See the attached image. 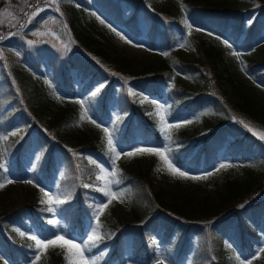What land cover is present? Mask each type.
Masks as SVG:
<instances>
[{
	"label": "trees",
	"instance_id": "1",
	"mask_svg": "<svg viewBox=\"0 0 264 264\" xmlns=\"http://www.w3.org/2000/svg\"><path fill=\"white\" fill-rule=\"evenodd\" d=\"M26 1L40 2V0ZM93 1L99 9L110 11L121 8L122 2L134 5L131 24L136 28H139L136 22L138 14L150 17V45L154 51L161 52L164 58L155 68L133 72L124 61L112 58L101 40L81 24L78 15L68 11L62 17V22L66 24L62 38L63 40L66 37L70 38L69 44L73 46V50L69 49L66 53L68 58L66 61L59 63V58L63 57L60 55L46 57L41 50L33 56L28 55L29 49L25 52L28 62L39 75L43 73L42 61L46 60L50 63L53 68V81L59 89L42 88L39 85L32 89L29 84L19 79V85L22 86L26 99L37 112L44 110L48 104L58 105L59 112H62L55 125V131L58 134H64L67 139L74 141L77 151L81 153L92 150L101 156L111 154L98 147L91 139L90 122L81 120L82 114L69 107L73 102L66 97L78 98L72 83L73 68L77 70V75L90 76L91 80L83 87L82 92L90 107L99 115L107 114L111 95L106 93L105 89L95 95L86 94V90L93 81H114L122 87L132 85L148 96L165 98L170 105L171 119H180L183 115L197 112L202 101L207 99L213 110L222 115L226 121L222 124L207 121L204 132L199 135H190L186 131L175 135L172 142L174 157L179 161L187 162L193 148L202 141L197 154L187 162L190 167H196L200 156H204L205 161L209 163L216 156L218 149L216 145L220 146L227 141V154L238 153L243 158L250 156L261 166L260 171L253 167L246 170L249 182L227 181L226 191L222 194L220 202L204 205L198 211L171 204L162 191L156 190L150 172L120 174L118 177L123 183V197L132 210L133 221L118 225H101V239L96 241L95 246H91L95 264H113L117 256L121 257L125 234H127L126 239L131 240L135 256L152 261L157 256L156 241L153 239V232L156 231L161 232L167 257L174 263L183 262L185 256L191 252V264H235L228 248L233 253L240 251L242 256L246 255L244 249L251 248L254 245V239L262 235L258 234L254 224L264 221V146L251 136L249 129L240 121L250 127L263 129L264 112L256 109L247 100L238 102L229 96L220 66L225 61V55L233 48L224 43L225 39L232 40L234 46L240 47L264 38V6L261 5L257 14L247 21L242 12L232 9L226 3H214L212 0H183L189 21L215 34V38L209 41L203 35H188L185 27L161 4V0ZM245 24L246 29H244ZM175 26L179 29L178 31L175 30ZM243 35L245 37L241 39ZM180 37H183L194 49L197 57L195 62L186 61L178 53L177 43ZM246 60L249 73L258 82L264 84V61L258 62L248 57ZM181 76L189 77L196 90L192 91L182 85L179 80ZM10 97V92L5 93L4 89L0 90V110L11 105L8 102ZM34 97L37 101H34ZM132 100L131 105L126 104L125 100L120 102V117L113 126L120 140L134 141L139 136H143L145 140L150 137L151 140L154 137L159 138L154 122L147 115V105L141 104L136 99L132 98ZM38 101L40 104L36 103ZM128 106H131V109ZM18 110L0 112V119L9 124L4 132L8 136L6 145L13 173L23 178L26 171L23 165V154L27 143L24 142L23 134L30 132L31 123L26 120L23 133L18 137H12L13 128L7 129L13 126L14 115ZM135 118L140 121V125L134 123ZM149 133L154 134V137ZM212 137L215 139V143H212L213 149L210 147L204 149ZM228 138H233V141ZM85 158L83 155L73 158L74 160H68L65 165V174L59 184V194L65 200L62 204L63 214L70 230L84 229L85 217L94 213L96 199L93 195L102 196L93 188H85L86 182L94 183L93 178L89 176H93L97 169L88 165L86 172L85 164L88 163ZM40 161L37 172L42 174L45 171L52 183L53 170L49 154L44 153ZM4 177V173L0 170V181ZM47 218V207L39 204L23 206L5 217L6 221L13 224L12 228L18 225L24 229H27L31 223L46 225ZM4 227H0V243L10 250L7 255L11 259L16 262L15 258L25 256L29 251L34 250L33 240L19 239V243L10 241V231L14 230L8 229V225ZM231 240L235 241L237 248L232 247ZM107 245L109 249L104 254L96 255L101 247ZM192 246L193 250L190 251ZM61 262L62 260H59L51 264H62Z\"/></svg>",
	"mask_w": 264,
	"mask_h": 264
},
{
	"label": "rangeland",
	"instance_id": "2",
	"mask_svg": "<svg viewBox=\"0 0 264 264\" xmlns=\"http://www.w3.org/2000/svg\"><path fill=\"white\" fill-rule=\"evenodd\" d=\"M0 1V13L3 14V23L0 24V78H2V81H0V90L4 89L5 93L10 92L11 95L10 101H8L11 105L4 108V110H0V112H11L19 109L15 112L13 126L7 128H13L11 130L12 137H18L20 134L22 135L26 120L31 123L29 125L30 132L23 134L24 142H27L23 154L27 176L23 180H19L18 177L13 174L6 145L8 136H6L4 130L9 124L7 121L0 119V136L7 137L5 140L0 141V164H3L7 169V171H5L4 168H0V170L5 173V179L0 182V184H5L3 188H0V227L5 228L4 225H8V229L12 228L13 224L6 221L5 217L7 214L14 213L23 206L39 204L49 207L48 203H41L42 198L47 200L40 191L41 188L50 195L62 200L57 190L59 181L64 174L65 165L68 160H74L73 158L76 157H81L83 155L87 157V159L85 158L88 163L85 164L86 172L88 171V165L93 166V169L97 167L96 173L93 174V176H89L93 178L92 180H94V183L87 182L84 185H88V187L85 188H93L95 191L102 194V197L93 195L96 199L94 214L86 218V227H84V229H74L73 231L67 229L61 206L62 203H60L59 205H53L55 212L47 211L48 218L46 220V225L31 223L27 229L22 228L20 230L18 225L12 228L14 231H10V241L14 243H19V239L24 241L26 239L25 235H23V237L19 233L28 232L27 238L35 235L38 238L46 239L51 238L54 234H60L66 239H72L77 243H83L93 229H95L97 235L101 237V225L103 224L118 225L119 223L132 222L133 213L123 197V183L119 181L118 177L124 172L132 174L150 172L156 190L162 191L171 204L184 207L188 210L194 209L198 211V209L204 205L220 202L222 194L226 191L227 181L246 183L250 180L246 171L249 167H253L257 169V171L261 170V166L255 163L250 156L243 158L241 154H236L234 156L227 154V141L223 142L220 146L216 145L218 149L214 160L208 163L205 161L204 156H200L197 164L198 166L196 167H190V164L187 162L192 156L194 157L197 154L202 145V141L197 143L196 147L193 148L187 158V162L179 161L174 157L172 153L174 144L172 142L175 135L181 131H186L190 135H199L204 132L205 123L207 121L213 124H222L226 121L222 115L213 110L211 103L207 99L202 101L201 107L197 112L195 111L191 115H183L180 119H171L169 113L170 105L165 98L158 99L155 96H148L132 85L122 87L118 82L114 81H93L86 90V94L89 95L94 92L97 94L102 89H105L106 93H110L111 95V100L107 107V114L99 115L90 107L82 92L83 87L90 82V76L77 75V70L72 68L71 74L74 78L72 83L75 86V91L78 93V98L73 99L72 97L65 96L68 100L73 102L69 107L75 109L80 114H84L83 120L90 122L91 139L94 140L98 147L102 148L104 151H109L111 154L109 158H106L103 154L101 156V154H96L91 150H85L83 153L77 151L74 141L67 139L64 134H58L55 131V125L62 113L59 112L60 109L57 107L58 105L48 104L44 110L37 112L34 107L30 106V103L26 99L22 91V86L19 85L20 80L24 81L27 85L29 84L32 89L36 85L42 88L55 87L59 89L58 85L53 81V68L50 63L46 60L42 61L41 69L43 73L39 75L34 70L31 63L28 62L27 54H25L26 50L29 49L28 55L33 56L37 51L41 50L46 57L56 55L63 57L59 58V63L66 61L68 59L66 58V53L69 49L73 50V46L69 44V37H66L65 40L62 38L66 26L65 22H62V17L65 16L68 11H73L78 15L81 24L90 29L101 40L103 46L107 49L112 58L124 61L133 72L149 70L157 67L164 58L161 52L154 51L150 45V17L148 18L142 14H138L136 22L139 28H136L135 25L131 24L134 5L129 2H122L121 8L110 11L109 9H99L96 2L93 0H40L39 3L38 1L27 2L26 0ZM212 1L214 3H226L232 9L242 12L247 21L257 14L261 9V5L264 6V0H261V3L260 0ZM161 4L171 11L172 15L183 27H185L188 35H203L209 41L215 38V34L212 31L198 27L189 21L186 15L187 10L181 11V4L184 5L183 0H161ZM57 8L59 10H57ZM33 13L36 14L32 15ZM13 16L15 19H13ZM29 19H31V22H29ZM101 21H104V23H101ZM21 25H23V27H21ZM246 27L245 24L244 29H246ZM174 28L176 31L179 30L177 26ZM113 29L115 31H113ZM116 32H120L121 35L126 36L132 43H126L125 40L116 35ZM33 33H36V35ZM244 37L245 35H243L241 39H244ZM225 41L233 47L232 50L225 55V61L220 66L221 73L225 78L224 85L226 91L235 101L242 102L247 100L251 102L256 109L264 112V85L258 82L249 73L246 60V57H248L258 62L264 61V38L259 41H254L250 45L244 44L240 47L234 46L232 40L225 39L224 43ZM29 42H31V44ZM181 44L184 46L181 47ZM177 51L186 61H196L197 57L194 49L186 43L183 37L178 39ZM233 52L239 53V58L232 55ZM179 80L186 88L192 91L196 90L193 81L189 77L181 76ZM97 88H99L98 92L96 91ZM132 98L138 100L141 104L147 105V115L154 122V126L156 130H158L160 136L159 138L149 133L154 137L152 140L151 137L145 140L143 136L137 137L134 141L130 139L120 140L113 126L120 116V102L125 100L126 104L131 105L133 102ZM35 99L36 97H34V101H37ZM81 102L83 103V108L81 107ZM36 103L40 104L39 101ZM160 105H163V108H160ZM128 107L131 109V106ZM202 113L208 114L201 115ZM197 117L199 118L197 119ZM162 119L167 123H162ZM187 120L192 122L184 123V121ZM134 123L140 125V121L137 118L134 119ZM169 123L173 125L179 124L180 126L169 128L167 126ZM97 125H100V127H97ZM105 127L109 129L113 146L116 148L117 152L131 151L136 147L166 149L167 157L180 170L185 171L190 176L205 178L186 179L174 177L167 170V165L155 155L142 154L133 155L131 157L121 155L117 157L115 152L109 150L108 137L105 136L102 130ZM251 128L258 133L264 134V128ZM249 132L258 143L264 146V139H260L257 135H253L252 131ZM13 133H15V135ZM228 139L233 141V138ZM210 142L204 146L206 147L204 149H208L209 147L213 149L214 145H212V143H215V139L213 137L210 138ZM67 150H69L70 153H67ZM44 153L50 156L54 176L53 184H50V180L47 176L44 181H41L34 175L36 164L40 157L43 159ZM92 161L96 163H92ZM220 164H225L227 167L217 171ZM101 167L104 169V172H101ZM158 167L160 171H156ZM113 172L115 175H109V173ZM97 176H101L102 179L98 180ZM9 179L13 181L10 184L6 183ZM26 181H32V183H27ZM116 181H119V183H116ZM106 183L108 185L107 188H105ZM109 189L113 192H117L119 198L112 200L104 212L100 214L98 213L100 205L108 201V197L104 195V191H108ZM98 214L99 220L96 219ZM49 220H55L57 224H49ZM254 228L257 230L258 234H262V236L254 239V247L252 250H248L246 256H242L240 251H238V253H233L231 249L228 248L230 250V257L235 264H249V262L250 264H264V251H261V249H264V221L260 222V224H254ZM153 233V239L156 241L155 245L158 248H155L157 256H155L152 261L135 256L131 240L126 239L127 234H125L123 235V259L122 261H120L121 259L116 261V264H159L160 260H163V264H191V252L185 256L184 261L181 263H174L173 260H170L167 257L165 241L161 232L156 231ZM228 245L231 247L230 244ZM231 245L237 248L234 240H231ZM192 250L193 246L190 248V251ZM104 251L103 249L102 253ZM85 255L90 261L95 258L91 250L86 251ZM36 256L37 248L35 245L33 252H29L27 259L19 261V264H51L59 260H62V264H69L65 256H69L73 260L76 258L75 250H69L68 246L64 245L63 241H57L54 246H49L40 251L39 259H36ZM237 257H239V259H237ZM0 264H16L3 252L1 246Z\"/></svg>",
	"mask_w": 264,
	"mask_h": 264
},
{
	"label": "snow or ice",
	"instance_id": "3",
	"mask_svg": "<svg viewBox=\"0 0 264 264\" xmlns=\"http://www.w3.org/2000/svg\"><path fill=\"white\" fill-rule=\"evenodd\" d=\"M57 10H59L57 8ZM181 11H186V8L183 4H181ZM36 13H33L32 15H35ZM3 14L0 13V24L3 23ZM13 19H15V17L13 16ZM99 19V17H98ZM29 22H31V19H29ZM101 23H104V21H101ZM21 27H23V25H21ZM190 27V26H189ZM199 30V29H197ZM113 31H115L113 29ZM15 34V33H13ZM34 35H36V33H33ZM116 35L119 36L121 39L125 40L126 43H132L126 36L121 35L120 32H116ZM31 44V42H29ZM225 43L227 44V42L225 41ZM133 46H137V45H133ZM184 45L181 44V47H183ZM228 47H231L230 44H227ZM232 55L237 56V58H239V53L237 52H233ZM243 70V69H242ZM97 92L99 91V88H97L96 90ZM96 93L94 92L93 95H95ZM81 107L83 108V103L81 102ZM160 108H163V105L159 106ZM86 114V113H85ZM208 113H202L201 115H207ZM199 117H197L198 119ZM81 120L84 119V114L81 115L80 117ZM233 119H235V117H233ZM162 123H167L165 120H161ZM192 121L187 120L184 121V123H191ZM240 123L244 124V126L246 128L249 129V131L253 132V135H257L260 139H264V134L262 133H258L255 130H253L248 124H245L243 121H240ZM167 126L169 128L172 127H179V124H167ZM97 127H100V125H97ZM103 132L105 133V136L108 137V147L109 150L112 152L116 153V156L119 157L121 155H125V156H133V155H142V154H149V155H155L157 157H159L166 165H167V170L169 171V173L174 176V177H179V178H186V179H201V178H205V177H199V176H190L188 173H186L185 171L180 170L178 167H176L171 160L167 157L166 155V149H160V148H154V147H136L131 151H121V152H117L116 148L113 146V141L111 138V135L109 133V129L107 127L102 129ZM15 135V133H13ZM7 137L6 136H0V141L5 140ZM167 138V137H166ZM92 163H96L95 161H92ZM227 167L225 164H220L219 168L217 169V171L219 169L225 168ZM0 168H4L5 171H7V169L5 168V166L3 164H0ZM156 171H160V168L158 167L156 169ZM101 172H104V169L101 167ZM109 175H115V173H109ZM207 175V174H206ZM97 179H102L101 176H97ZM12 180H7L6 183L10 184L12 183ZM27 183H32V181H26ZM116 183H119V181H116ZM5 186V184H0V188H3ZM85 187H88V185H85ZM108 185L107 183L105 184V188H107ZM98 190H102V189H98ZM40 191L43 193V196L47 198V200L45 199H41V203H48L49 207L47 208L48 212H55V208L53 207V205H59L60 203H63L64 201L60 200L58 197H54L52 195H50L47 191H45L43 188L40 189ZM104 195L108 197V201L107 203H102L98 209V213L102 214L104 212V210L108 207V204L112 202V200L114 199H118L119 198V194L117 192H113L110 189L108 191H104ZM241 207H243V205H241ZM97 220H99V214L96 217ZM49 224H53L56 225L57 222L55 220H49L48 221ZM21 236L25 235L23 232L19 233ZM29 239L33 240L35 242L36 248H37V256L36 259H39V252L48 248L49 246H54L56 244L57 241H63L64 245H67L69 250L74 249L75 250V256L76 258L73 260L71 259L69 256H65V259H67L69 261V264H95V261L92 260L90 261L88 257H86L85 252L86 251H90L91 250V246H95L96 241L99 240L101 237H99L96 233V230L93 229L91 234H89L87 236V239L83 242V243H77L76 241L72 240V239H66L63 235L60 234H54L51 238H46V239H41L38 238L37 236L33 235V236H29ZM261 251H264V249H261ZM237 259H239V257H237ZM159 264H163V260L159 261ZM250 264V262H249Z\"/></svg>",
	"mask_w": 264,
	"mask_h": 264
}]
</instances>
